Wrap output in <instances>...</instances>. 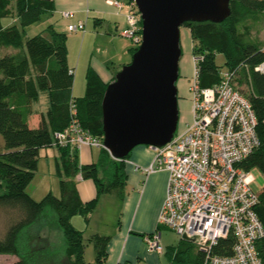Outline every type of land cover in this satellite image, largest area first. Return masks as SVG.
Returning <instances> with one entry per match:
<instances>
[{"label": "trees", "instance_id": "1", "mask_svg": "<svg viewBox=\"0 0 264 264\" xmlns=\"http://www.w3.org/2000/svg\"><path fill=\"white\" fill-rule=\"evenodd\" d=\"M53 9L52 0H0V209L13 210L17 218L0 237V254L16 255L12 264H57L64 256V264H86V241L96 250V264H104L110 236L85 232L72 223L83 216L87 221L96 209L100 197L112 191L123 198L127 182L124 160L114 158L102 148L101 162L80 164L78 149L54 144V133L64 130L73 119L95 136H104L102 102L109 83H104L90 68L87 72L86 92L73 94L74 70L68 65L67 34L52 25L35 36H26V28ZM16 16L18 23L4 26L2 19ZM254 25L264 26V0H231V14L223 22L188 21L193 40L194 56L200 57V83L211 86L220 80L217 53L224 54L229 70L235 72L236 87L246 83L248 95L259 120L260 147L245 161L247 169L255 167L264 172V71L256 69L264 62V49L252 38ZM137 48H131L132 54ZM72 70V73H71ZM115 79V78H114ZM46 93L49 107L41 115L37 127L30 116L33 105ZM56 147L57 175L60 196L49 192L35 200L28 187L38 170L40 151ZM92 179L97 197L84 202L77 188L76 178ZM257 214L264 224V190L259 193ZM62 235L57 247L39 234L46 226ZM184 246H169L166 256L170 264H203V254L195 243L183 240ZM233 236L220 241L216 252L231 255ZM57 247V248H56ZM257 249L264 264V236ZM54 262V263H53Z\"/></svg>", "mask_w": 264, "mask_h": 264}, {"label": "built area", "instance_id": "2", "mask_svg": "<svg viewBox=\"0 0 264 264\" xmlns=\"http://www.w3.org/2000/svg\"><path fill=\"white\" fill-rule=\"evenodd\" d=\"M121 8V0H108ZM129 26L122 31L140 45L141 13L130 0ZM70 12H64L68 17ZM85 30V22L70 23L69 32ZM200 57H194L192 121L176 131L162 147L150 146L155 158L148 166L135 165L146 176L160 170L169 173L166 198L158 223L173 229L183 240L195 243L203 254V264H262L257 249L264 236V224L256 207L260 194L252 188V169L246 159L261 145L259 120L250 100L236 87L235 72L220 73L211 86L200 83ZM264 71V62L256 67ZM72 73V70H71ZM54 133V144L61 147L83 145L105 148L104 136L85 129L75 118ZM228 236L235 238L231 255L217 253L216 247ZM161 232L146 237L151 251L162 252Z\"/></svg>", "mask_w": 264, "mask_h": 264}, {"label": "crops", "instance_id": "3", "mask_svg": "<svg viewBox=\"0 0 264 264\" xmlns=\"http://www.w3.org/2000/svg\"><path fill=\"white\" fill-rule=\"evenodd\" d=\"M121 1L124 5L119 8L109 4L108 0H52L53 9L47 12L51 13L48 19V25H52L59 32L67 34L68 32L66 27L68 24L84 21V31L69 33H82L84 42L86 36L88 35H91V37L94 38V41L97 39H103L106 43H108V41L112 42L111 48L107 47L105 44V48L100 50V52L104 51L112 53V56L106 57L103 63L96 59H93L92 61L90 60L88 65V70L92 68L104 83H110L114 80L117 72L120 71L125 64L130 62V54L132 53L131 40L129 37L122 34V31L129 26L127 16L131 9L130 1ZM64 12H70L69 16L66 17ZM12 18V22L6 25L3 23L4 26L18 23L16 16H12ZM189 32L192 40L190 29ZM118 38H121L122 41H125V43L122 45L120 43L118 44ZM99 58L104 60L101 55H99ZM81 59L82 53L80 54V57H78L77 62L72 60V58H70V50L68 46V65L70 69L74 70V78L76 70L75 65L77 64L80 66ZM181 68L182 67L180 66V77H188L190 80L192 78V73L190 72L194 69V62L193 68L191 69L185 67L182 70ZM190 86L187 94H183V98L186 99H180L181 96L179 95L180 115L181 102H183L184 106L188 109V115L186 117L187 122L183 127L188 125L193 118V96ZM48 107L49 100L47 94L43 93L41 94L40 100L35 102L33 105L34 112L30 116V123L32 127L38 126L41 115L47 112ZM52 155H54L56 160L59 155L57 148ZM102 155V149L95 146L91 147L89 145H83L78 150V159L80 164L101 162ZM154 158L155 151L149 145H138L131 151L125 162L128 178L123 189L124 197L122 198L116 191L115 193L109 192L110 196L116 195L118 199L123 201L122 220H119L118 227L116 226L117 229L111 235L106 234V232H101L102 230L99 228L95 230L96 232L89 234L91 236L94 234L110 236V240L107 245L108 256L104 264H154L151 262V258L157 257V255L155 254V251H151L148 248L146 237L157 230L159 214L166 198L169 173L167 170H160L146 176L141 171L135 169V165L143 167L150 165ZM76 183L79 195L84 202H88L97 197V188L92 179H85L79 174L76 178ZM102 196L100 197L98 205L93 213L98 210ZM93 213H91L88 221L82 216L85 220L84 223L88 225V228L91 226ZM74 217L72 218V223ZM91 236H88V238ZM162 252L158 253L162 254ZM11 256L13 260L3 264H12L18 260L16 255ZM2 257L7 256L2 255L0 258ZM139 259H143L145 262H139Z\"/></svg>", "mask_w": 264, "mask_h": 264}, {"label": "water", "instance_id": "4", "mask_svg": "<svg viewBox=\"0 0 264 264\" xmlns=\"http://www.w3.org/2000/svg\"><path fill=\"white\" fill-rule=\"evenodd\" d=\"M142 19V42L104 94V145L124 160L138 145L162 147L180 120L181 27L188 21L223 22L231 0H134Z\"/></svg>", "mask_w": 264, "mask_h": 264}, {"label": "rangeland", "instance_id": "5", "mask_svg": "<svg viewBox=\"0 0 264 264\" xmlns=\"http://www.w3.org/2000/svg\"><path fill=\"white\" fill-rule=\"evenodd\" d=\"M130 1V0H129ZM51 13H45L41 20L38 22L28 26L26 28V36H35L36 34L42 33L47 26L49 27L48 19ZM12 17H6L3 20V23L10 24L12 22ZM128 22V21H127ZM69 25V24H68ZM68 25L66 27L67 30V47L69 46L70 50V58L77 62L78 57L82 53V59L80 66L77 64L75 65V78H74V85H73V94L76 96H83L86 92V76L88 71L89 61L96 59L100 62H104L106 57H110L113 54L109 52H104L100 50L105 48V44L107 47H112V42L108 41V43L104 42L103 39H97L94 41V38L91 35L86 36L85 42L83 41V34L82 33H74L71 34L68 31ZM129 25V24H128ZM181 47H182V57L180 61L181 69L183 70L185 67L188 69L193 68V60H194V52L192 46L191 35L189 32V27L182 26L181 27ZM90 30V29H89ZM252 38L254 40H258L261 42L262 47L264 49V26L254 25L252 29ZM132 42V48H138L133 39L129 38ZM117 43L123 44L125 41H122L121 38L117 39ZM118 46V45H117ZM192 47V49H191ZM130 49V48H129ZM99 55L102 56V59L99 58ZM133 59V54H130V62ZM216 63L219 67V72L222 74L229 70V67L226 62V58L224 54L217 53L216 55ZM109 66V65H106ZM194 70V69H193ZM192 70V78L189 80L188 77H180L177 86L179 89V95L181 96L180 99L183 98V94L189 91V86L193 82V73ZM112 72V71H111ZM191 76V75H190ZM241 77V76H240ZM240 77L237 81L238 87L243 91L244 94L248 95L249 89L246 83L243 81L240 82ZM43 105V104H42ZM181 105V115L178 124V130L184 128V124L187 122V115L188 109L184 106L183 102L180 103ZM33 124V123H32ZM0 143H3V138L0 135ZM102 149V148H101ZM56 151V147H48L41 149L40 158H39V165L38 170L34 179L32 180L31 184L28 187L29 194L35 198V200L40 201L43 199L47 193L53 192L55 195L60 196V179L57 175L56 169V160L52 153ZM251 172L253 173L255 180L252 183V188L256 192H262L264 190V172L258 168H252ZM115 193V191H112ZM123 201L118 199L116 195L110 196L109 193L103 194L98 210L93 213V219L91 221V226L87 227L84 222L82 216H75L73 220V224L76 228L84 230L86 236L85 238L88 239V236L92 232H96L98 228L102 230L101 232H106V234H112L118 227L119 220L123 218ZM17 218L16 213L13 210L9 209H0V237L4 235L6 232L8 225L11 221ZM117 226V227H116ZM106 228V229H105ZM157 230L161 232V246L163 247L162 254H159L155 251L157 257H152L151 262L154 264H170L169 258L166 256V251L169 246H184L185 243H182V238L179 234H177L173 229L158 223ZM39 234L47 239L50 243H53L54 246L59 247L62 244V235L57 233L55 229H50L47 225L44 229L39 231ZM56 247V248H57ZM149 248V247H148ZM7 256L0 258V264L11 262L12 256L11 254L5 255L0 254L1 256ZM57 264H64L65 257L59 256ZM85 260L86 264H96V250L94 244L92 242L86 241V248H85ZM139 262H145L143 259H139ZM54 263V262H53ZM50 264V263H49ZM143 264V263H140Z\"/></svg>", "mask_w": 264, "mask_h": 264}]
</instances>
